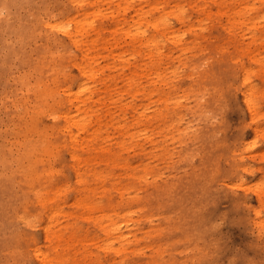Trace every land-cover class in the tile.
Instances as JSON below:
<instances>
[{
    "label": "rangeland",
    "instance_id": "374dc122",
    "mask_svg": "<svg viewBox=\"0 0 264 264\" xmlns=\"http://www.w3.org/2000/svg\"><path fill=\"white\" fill-rule=\"evenodd\" d=\"M187 1L183 24L168 19L183 46L159 41V81L114 26L132 17L115 1L0 0V264H40L34 250L52 264H264V0H242L239 23L231 0ZM78 12L100 34L73 44L61 29ZM80 82L92 97L74 118ZM118 221L122 245L107 235Z\"/></svg>",
    "mask_w": 264,
    "mask_h": 264
},
{
    "label": "bare ground",
    "instance_id": "6f19581e",
    "mask_svg": "<svg viewBox=\"0 0 264 264\" xmlns=\"http://www.w3.org/2000/svg\"><path fill=\"white\" fill-rule=\"evenodd\" d=\"M3 1V0H2ZM6 1V0H5ZM101 1V0H100ZM104 2L108 3V2H112L115 1L117 6H121L120 8L123 10V14L126 13L127 10H132L131 14L132 17L130 18L131 20V24L128 25L127 27L123 28L122 25L124 24L122 22L121 26H119V24H116V22H113L114 26L117 27L118 29L121 30V32L129 38V45L133 46V45H137L136 48H133L134 53L136 54V56H139V60L141 61L142 59H148V60H153L154 62L151 63L150 68L154 69L153 73L154 76L158 77L159 81H163L162 75H160L158 72H156L155 67L156 65H158V63L161 61V57H162V52L160 51V43L159 41L161 39L164 38V40H167V42H170L174 47H180L183 46V41H182V36L180 35H174V32L171 30V26L168 23V19L169 18H173L174 20H176L179 24H183L184 22V14H183V9L181 8V5L179 3V0H153L152 1V5H150V8L146 11L142 10V1L143 0H136L137 2L134 3L135 0H103ZM150 1V0H149ZM172 1V3H170ZM194 0H188L187 2L190 4V2L192 3ZM201 4L198 6L196 5L198 8L203 9L206 5H204L202 3V1H206V0H200ZM260 1V0H258ZM151 2V1H150ZM149 2V3H150ZM218 4L217 6H220L221 9H223V0H217ZM231 2L233 4H230V6L225 7V10L229 9L228 11L230 12V17L232 19H236L237 17H242V15L244 14L242 10L245 9V11H247V9H250V7L244 5V1L242 0H231ZM3 3V2H2ZM86 3V2H85ZM114 3V2H113ZM196 3V2H195ZM259 3V2H258ZM4 4V3H3ZM6 4V3H5ZM72 5V4H71ZM85 5V4H84ZM87 5V4H86ZM78 6V5H77ZM100 7V6H99ZM219 7V8H220ZM81 8V7H80ZM109 8V7H108ZM170 11H167V10ZM186 9V8H185ZM196 10V9H193ZM210 10V9H209ZM216 11V10H215ZM83 12V11H82ZM221 12V11H220ZM75 13V12H74ZM81 17L80 18H76L77 15H75L72 19H68L67 22L65 23V26H62V32L68 41L72 42L73 44L75 43V38L78 36H82V35H86L88 33V30L91 31L93 34H95L97 37L100 34V27L101 26H92V24H90V22H87V13H80L78 12ZM148 13V14H147ZM100 15V14H99ZM120 15V14H119ZM66 16V15H65ZM89 16V15H88ZM101 16V15H100ZM189 16V15H188ZM199 16V15H198ZM203 16V15H202ZM207 16V15H206ZM94 17V16H93ZM129 17V16H128ZM211 17V16H210ZM215 19V18H214ZM241 18L236 19V21L239 23L238 20H240ZM105 20V19H103ZM110 20V19H109ZM127 20V19H126ZM93 21V20H92ZM102 21V20H101ZM116 21V20H115ZM120 21V20H119ZM125 21V20H123ZM128 21V20H127ZM118 22V21H117ZM52 23V22H50ZM49 23V25H50ZM95 23V22H94ZM249 23H253L252 21H249ZM48 24V23H47ZM54 22L52 23L53 26ZM64 24V23H63ZM73 24V25H72ZM60 25V24H59ZM58 25V26H59ZM72 25V26H71ZM197 25V24H195ZM44 26V25H43ZM71 26V27H69ZM112 26V27H114ZM188 26V25H187ZM33 27V26H32ZM49 27V26H48ZM55 27V26H54ZM190 27V26H189ZM195 27V26H194ZM197 27V26H196ZM47 28V27H46ZM52 28V27H51ZM61 28V27H59ZM193 28V26H192ZM53 29V28H52ZM56 29V27H55ZM188 30H191V28H189ZM196 30V29H195ZM59 31V29H58ZM102 31V30H101ZM116 31V30H115ZM44 32V31H43ZM150 32V33H148ZM191 32V31H190ZM46 33V32H45ZM48 33V32H47ZM50 33V32H49ZM86 33V34H85ZM117 33V32H116ZM192 33V32H191ZM199 33H197L196 36H198ZM53 35V34H52ZM115 35V34H114ZM113 35V36H114ZM120 35V34H119ZM83 37V36H82ZM81 37V38H82ZM121 37V36H120ZM160 37V38H158ZM118 43L120 41H117ZM123 43V40H122ZM125 46V45H124ZM128 46V45H127ZM140 47H143V49H140ZM163 49V48H162ZM216 50V48H215ZM142 51V52H141ZM141 56V57H140ZM218 58V57H217ZM135 59V58H134ZM221 60V59H220ZM139 62V61H138ZM224 62V61H223ZM135 63V62H134ZM127 65H129L128 63H126ZM125 64V65H126ZM143 63H135L134 65V69H133V76H136V78L138 77H142L145 76L147 74H149V72H151V70H145V72L141 73V68L140 65H142ZM145 64V63H144ZM160 64V63H159ZM207 70V69H206ZM140 71V72H139ZM159 71V70H158ZM211 71V70H210ZM86 72H84L85 74ZM152 73V74H153ZM151 74V75H152ZM205 74H207L205 72ZM213 74V73H212ZM208 75V74H207ZM214 75V74H213ZM84 77V76H83ZM206 77V76H205ZM209 77V76H208ZM148 78V77H147ZM215 79V78H214ZM131 80V79H130ZM208 80V79H207ZM165 85V84H164ZM78 89L74 94V99L77 101V103H80V106L76 108V113L78 115H76V117L74 118H79V115H82V108H85L86 105V101L90 100L92 97V92L89 90V86L86 85V83H81L78 84ZM218 87V86H217ZM45 89V88H44ZM216 89V88H215ZM68 90H63V94L66 95V92ZM52 92V91H51ZM84 92V93H83ZM220 92V91H219ZM216 93V92H214ZM64 95V96H65ZM67 96V95H66ZM87 96L84 100H80L79 99L81 97ZM150 96V95H149ZM254 97L253 93L247 94L243 96V101L244 104H246L247 110H249L250 112H254L255 111V107L252 103V98ZM166 101V100H165ZM151 109V107H150ZM149 110V109H148ZM69 112V108L67 109V111L65 113ZM249 112V113H250ZM143 113H141L139 116H141ZM253 114V113H252ZM138 116V117H139ZM68 118V113L66 115L63 116L64 119V124H68L69 122H72V125L80 128L81 126H83V121L84 119H76L74 121H72V119H67ZM143 132V131H141ZM140 132V133H141ZM143 136V135H140ZM64 145V144H63ZM104 157V156H103ZM92 160L94 159L93 157H91ZM104 159V158H101ZM106 159V158H105ZM108 161L110 160L109 158H107ZM111 161V160H110ZM77 174V173H76ZM97 179H99L98 177H96ZM257 192H259L257 190ZM260 197V196H259ZM261 198V197H260ZM93 206L91 205H87L86 209L87 211H90V209H92ZM126 223V224H125ZM127 225V222H122L118 221V223H113L110 228H112L111 232H108L107 235L114 240L116 243H118L119 245H122L124 241L127 240V237L124 235V233L121 230H125L122 229V226ZM129 225V224H128ZM128 232V231H127ZM71 238V237H70ZM113 246V243H109L107 245V249H111ZM121 251V249H118L116 251V253H119ZM33 256L36 258L37 261H39L40 264H52V262L50 261V259L48 258V255L45 253L40 252L39 250H34L33 251Z\"/></svg>",
    "mask_w": 264,
    "mask_h": 264
}]
</instances>
